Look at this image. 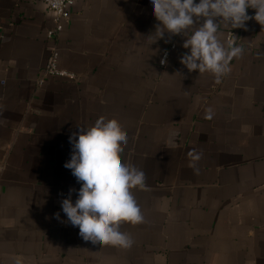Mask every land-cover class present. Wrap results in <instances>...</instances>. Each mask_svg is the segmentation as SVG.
Listing matches in <instances>:
<instances>
[{
	"label": "crops",
	"instance_id": "1",
	"mask_svg": "<svg viewBox=\"0 0 264 264\" xmlns=\"http://www.w3.org/2000/svg\"><path fill=\"white\" fill-rule=\"evenodd\" d=\"M70 10L59 67L72 76H52L44 0H0V264H264V26L246 21L242 55L217 81L179 63L181 35L153 42L148 0ZM101 116L145 174L132 189L143 221L120 226L127 249L84 240L60 211L80 187L63 167L68 136Z\"/></svg>",
	"mask_w": 264,
	"mask_h": 264
},
{
	"label": "clouds",
	"instance_id": "2",
	"mask_svg": "<svg viewBox=\"0 0 264 264\" xmlns=\"http://www.w3.org/2000/svg\"><path fill=\"white\" fill-rule=\"evenodd\" d=\"M148 4L159 22L152 33L153 42L165 34L181 35L182 47L187 51L181 54L179 63L188 72L211 73L217 81L230 71L233 58L243 52L231 41L222 42L220 22L232 29L243 28L251 18L264 26V0H148ZM250 8L255 9L252 17L246 12ZM166 58L165 50L160 63L164 64ZM175 135L171 133L170 142ZM127 140L114 118L101 116L91 125H77V131L68 136L71 150L63 167L70 170L80 187L69 188L60 201L66 222L78 228L84 240L123 249L130 248L133 240L120 230L121 223L135 225L143 221L132 189L145 184L144 172L121 160ZM189 156L192 161L200 159V154L192 151ZM190 167L198 172L194 163ZM60 211L53 213L57 220ZM14 264H22V260L17 258Z\"/></svg>",
	"mask_w": 264,
	"mask_h": 264
},
{
	"label": "built area",
	"instance_id": "3",
	"mask_svg": "<svg viewBox=\"0 0 264 264\" xmlns=\"http://www.w3.org/2000/svg\"><path fill=\"white\" fill-rule=\"evenodd\" d=\"M44 2L49 14L50 26L46 30V39L48 42V58L46 64L42 69V72L43 74L52 76H72L71 73H68L67 71L59 67V58L60 52L62 50L60 36L65 27V22L71 17L70 8L74 0H44ZM250 9L246 10L248 15ZM243 29L244 27L235 29L229 28L226 31V42L231 41L234 44H237L240 41L239 33ZM172 48H174V44L165 49L167 51V58L169 55V51ZM164 52L161 59L164 57ZM165 64L166 62L164 64H161V66L164 67Z\"/></svg>",
	"mask_w": 264,
	"mask_h": 264
}]
</instances>
